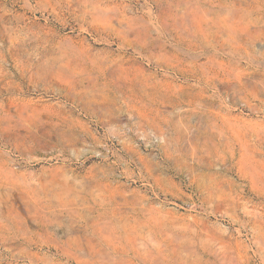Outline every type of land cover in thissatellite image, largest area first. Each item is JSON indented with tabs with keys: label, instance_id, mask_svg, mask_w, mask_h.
I'll list each match as a JSON object with an SVG mask.
<instances>
[{
	"label": "rangeland",
	"instance_id": "374dc122",
	"mask_svg": "<svg viewBox=\"0 0 264 264\" xmlns=\"http://www.w3.org/2000/svg\"><path fill=\"white\" fill-rule=\"evenodd\" d=\"M0 264H264V0H0Z\"/></svg>",
	"mask_w": 264,
	"mask_h": 264
}]
</instances>
